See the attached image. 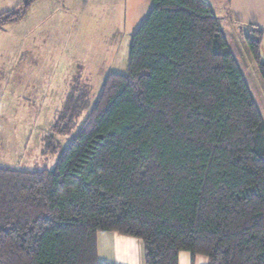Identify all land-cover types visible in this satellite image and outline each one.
Masks as SVG:
<instances>
[{
    "label": "trees",
    "instance_id": "16d2710c",
    "mask_svg": "<svg viewBox=\"0 0 264 264\" xmlns=\"http://www.w3.org/2000/svg\"><path fill=\"white\" fill-rule=\"evenodd\" d=\"M151 2L53 167L0 166V264H110L99 231L141 239L145 264H264V114L234 42L209 0ZM263 32L239 34L264 84ZM88 103L69 94L53 128Z\"/></svg>",
    "mask_w": 264,
    "mask_h": 264
},
{
    "label": "rangeland",
    "instance_id": "374dc122",
    "mask_svg": "<svg viewBox=\"0 0 264 264\" xmlns=\"http://www.w3.org/2000/svg\"><path fill=\"white\" fill-rule=\"evenodd\" d=\"M20 2L0 0V13L19 10ZM209 2L215 11L216 0ZM151 5V0H34L0 28V166L53 167L106 74L126 73L131 35ZM235 33L233 48L264 114V84ZM82 91L88 107L68 132L55 130L66 97Z\"/></svg>",
    "mask_w": 264,
    "mask_h": 264
},
{
    "label": "crops",
    "instance_id": "0c3cea01",
    "mask_svg": "<svg viewBox=\"0 0 264 264\" xmlns=\"http://www.w3.org/2000/svg\"><path fill=\"white\" fill-rule=\"evenodd\" d=\"M215 11L218 13L220 26L229 39H236L233 32L242 29L243 24L254 23L264 31V0H216ZM223 12V15H222ZM228 27L230 32L225 29ZM264 55V32L260 45ZM97 257L101 262L110 264H145L144 245L141 239L115 231H99L96 234ZM177 264H208L204 255H195L181 250Z\"/></svg>",
    "mask_w": 264,
    "mask_h": 264
}]
</instances>
